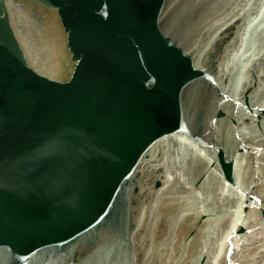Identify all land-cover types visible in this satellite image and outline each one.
Here are the masks:
<instances>
[{"label":"water","instance_id":"obj_1","mask_svg":"<svg viewBox=\"0 0 264 264\" xmlns=\"http://www.w3.org/2000/svg\"><path fill=\"white\" fill-rule=\"evenodd\" d=\"M0 264H264V0H0Z\"/></svg>","mask_w":264,"mask_h":264}]
</instances>
